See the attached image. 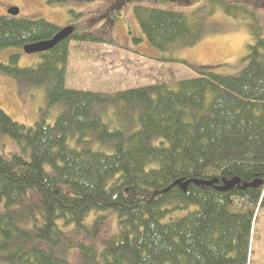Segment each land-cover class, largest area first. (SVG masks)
Listing matches in <instances>:
<instances>
[{"label":"trees","instance_id":"obj_1","mask_svg":"<svg viewBox=\"0 0 264 264\" xmlns=\"http://www.w3.org/2000/svg\"><path fill=\"white\" fill-rule=\"evenodd\" d=\"M210 6L247 22L250 43L237 77L178 61L195 79L115 92L73 90L67 85L72 44L100 40L72 22L74 33L37 54V65L21 68L20 54L0 62V74L42 88L47 106L59 109L54 124L41 110L32 127L0 110V136L21 150L10 158L0 154V249H13L8 264H69L58 255L68 239L62 229L95 240L107 218L98 217L89 230L93 212L113 214L119 232L99 260L93 243L81 246L83 264H249L264 207V28L245 8L225 0ZM134 12L150 46L163 53L194 47L201 37L197 13L145 6ZM61 30L45 20L0 17V53L51 41ZM233 178L242 186L263 185L221 192L191 182ZM181 180L190 182L186 191L176 185Z\"/></svg>","mask_w":264,"mask_h":264},{"label":"rangeland","instance_id":"obj_2","mask_svg":"<svg viewBox=\"0 0 264 264\" xmlns=\"http://www.w3.org/2000/svg\"><path fill=\"white\" fill-rule=\"evenodd\" d=\"M209 1L189 0L185 3L183 0H172L163 3L152 0H74L63 5H48L44 0H0V17H10V8H19L21 14L13 17L18 20H45L61 29L67 28L69 22H72L81 32L95 34L100 40L98 43L72 44L67 85L78 91L115 92L195 79L196 74L191 67H211L221 76H239L243 68L241 61L250 43L247 22L232 18L215 6L208 7ZM225 1L254 12L264 28V0ZM136 6L185 14L197 13L196 18H200L202 28L198 43L172 54L150 46L135 18ZM71 11L76 16H82L76 17ZM15 54L21 55V68L35 66L41 60L38 55H27L22 49L11 48L0 53V62L7 63L9 57ZM260 55L264 58V50ZM169 60L173 62H166ZM0 110L16 123L28 127L41 120V110L47 113L48 125L54 124L59 115V109L47 106L42 88L22 85L15 77L3 74H0ZM70 144L74 146V141ZM0 154L10 158L21 154V150L10 137L0 136ZM28 196L31 202L34 201L33 193L29 192ZM30 201L26 204L27 209H31L41 223V215ZM100 216L107 220L102 223L95 240L85 238V234H75L73 227L63 228L68 239L58 252L59 257L69 264H83L84 252L81 246L93 243L97 252L94 259L99 260L110 239L119 232L118 220L108 212H93L85 222L89 230H95L94 226ZM25 223L30 229L33 219L28 218ZM19 243H23V240L20 239ZM12 251L0 249V264H8L7 258ZM249 264H264V207L259 211Z\"/></svg>","mask_w":264,"mask_h":264},{"label":"water","instance_id":"obj_3","mask_svg":"<svg viewBox=\"0 0 264 264\" xmlns=\"http://www.w3.org/2000/svg\"><path fill=\"white\" fill-rule=\"evenodd\" d=\"M20 9L19 8H11L9 10V15L12 17H18L20 15ZM75 28L73 26L67 27L65 29H62L60 33L51 41L48 42H41L37 43L34 45H30L24 48V52L27 55H37V54H42L46 53L55 46H57L59 43L66 41L73 33H74ZM196 185H203L206 187H215L216 190L221 191V192H229L234 190L235 188L239 189H247L250 187H256L263 185V183L256 182L254 184H246L245 186H242L241 179L239 178H233L232 180H223L220 182L218 179H214L212 181H191ZM190 182H184L183 180L178 181L176 185L180 186L184 191H186L187 187L189 186Z\"/></svg>","mask_w":264,"mask_h":264},{"label":"flooded vegetation","instance_id":"obj_4","mask_svg":"<svg viewBox=\"0 0 264 264\" xmlns=\"http://www.w3.org/2000/svg\"><path fill=\"white\" fill-rule=\"evenodd\" d=\"M72 25H74V24H72ZM70 26H71V24L69 23L67 27H70ZM74 26H75V25H74Z\"/></svg>","mask_w":264,"mask_h":264}]
</instances>
